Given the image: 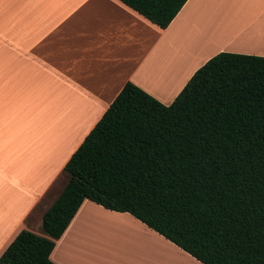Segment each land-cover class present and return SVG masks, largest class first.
<instances>
[{
  "label": "crops",
  "instance_id": "obj_1",
  "mask_svg": "<svg viewBox=\"0 0 264 264\" xmlns=\"http://www.w3.org/2000/svg\"><path fill=\"white\" fill-rule=\"evenodd\" d=\"M221 52L264 57V0H187L165 29L119 0H0V255L22 230L40 234L64 166L127 82L167 106ZM116 230H131L156 259H122ZM168 258L200 264L130 214L89 200L50 254L55 264Z\"/></svg>",
  "mask_w": 264,
  "mask_h": 264
},
{
  "label": "trees",
  "instance_id": "obj_2",
  "mask_svg": "<svg viewBox=\"0 0 264 264\" xmlns=\"http://www.w3.org/2000/svg\"><path fill=\"white\" fill-rule=\"evenodd\" d=\"M161 29L187 0H119ZM40 234L0 264L50 254L84 200L128 213L200 264H264V57L221 52L170 105L127 82L63 168Z\"/></svg>",
  "mask_w": 264,
  "mask_h": 264
},
{
  "label": "rangeland",
  "instance_id": "obj_3",
  "mask_svg": "<svg viewBox=\"0 0 264 264\" xmlns=\"http://www.w3.org/2000/svg\"><path fill=\"white\" fill-rule=\"evenodd\" d=\"M66 176H63L65 180ZM67 181V180H66ZM62 185H65L63 182ZM113 237H116V241L118 240L119 249L122 255V259H126L123 256H132L135 254H144L151 258L156 259L157 252L155 250H148L147 248H143L139 244H137L136 239L133 237L131 230H116L113 231ZM163 262V261H162ZM163 264H185L184 262H175L171 258L165 259V263Z\"/></svg>",
  "mask_w": 264,
  "mask_h": 264
},
{
  "label": "bare ground",
  "instance_id": "obj_4",
  "mask_svg": "<svg viewBox=\"0 0 264 264\" xmlns=\"http://www.w3.org/2000/svg\"><path fill=\"white\" fill-rule=\"evenodd\" d=\"M213 39H215V40H222L223 39V31L222 30H218L216 32V34H214ZM148 79L150 81L149 83H151L153 85L154 84L153 83L154 81L152 82V78L149 76Z\"/></svg>",
  "mask_w": 264,
  "mask_h": 264
}]
</instances>
